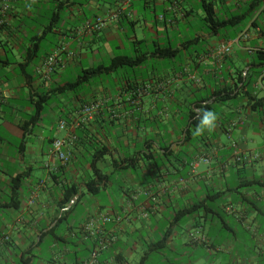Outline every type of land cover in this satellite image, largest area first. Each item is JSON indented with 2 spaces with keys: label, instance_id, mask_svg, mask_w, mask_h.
<instances>
[{
  "label": "crops",
  "instance_id": "obj_1",
  "mask_svg": "<svg viewBox=\"0 0 264 264\" xmlns=\"http://www.w3.org/2000/svg\"><path fill=\"white\" fill-rule=\"evenodd\" d=\"M252 1L214 0L233 13H242ZM4 5L9 10L0 27V264H88L95 241L83 227L100 214L121 222L102 227L105 237L117 241L100 253L97 264H198L199 259L264 264V108L252 112L237 89L208 139L185 142L178 128L190 100L234 89L232 77L238 71L258 75L252 97L264 99V56L261 66L255 60L257 51L264 52V4L228 39H221L223 31L211 35L202 27L189 38L194 18L202 16L197 0H0ZM56 11L61 22L42 41L41 57L21 69L26 49ZM114 14L118 20L100 32L85 31L87 23ZM243 32L247 38L234 43L228 57L216 60L215 50ZM195 38L199 41L190 44ZM168 43L181 50L176 59L154 55ZM199 44L204 48L197 50ZM57 48L65 51L46 81L40 70ZM127 51L147 55L132 75L124 76L121 69L94 78L80 92L55 96L49 105L55 118L51 135L38 131L39 122L23 140L21 125L39 94L74 81L84 69L128 56L123 55ZM95 101H104V109L87 130L110 147L111 155L98 165L110 182L90 198L83 185L92 175L88 153L76 151L69 169L61 170L51 147L54 139L72 133L82 107ZM57 110H63L58 120ZM62 121L68 124L66 131L58 128ZM167 146V153L160 149ZM115 176L122 182L113 196ZM17 177L22 181L14 191ZM69 181L81 184V202L86 197L92 203L83 214L78 204L70 223L76 229L62 236L69 242L64 246L57 241L61 236L49 232L57 222L61 188ZM211 194L220 196L210 199ZM201 203L208 212L201 209L175 222L179 211ZM162 241L164 247L155 250Z\"/></svg>",
  "mask_w": 264,
  "mask_h": 264
},
{
  "label": "trees",
  "instance_id": "obj_2",
  "mask_svg": "<svg viewBox=\"0 0 264 264\" xmlns=\"http://www.w3.org/2000/svg\"><path fill=\"white\" fill-rule=\"evenodd\" d=\"M197 1L198 10L202 12V16L200 18L202 27L207 29L211 35H219L220 32L223 31V37H225V39H228V35H230L231 33H235L237 30H240L243 26L247 25L250 19H252V17L260 10L262 5L264 4V0H253L251 3L247 4L246 9L242 13H233L227 12L226 8H224L222 4H217L216 2H214V0ZM60 22V13H57L56 11L52 15L50 23L47 25L43 34L41 36H36L34 38L36 40H33L30 47L26 49V64H24L21 69H27L30 64H33V62L37 58L41 57L43 48L42 41L45 40L49 33L53 30L54 24H58ZM254 24L255 23L253 22V25ZM230 37L232 38L233 36L231 35ZM198 41L199 39L195 38L194 40L190 41V44H194ZM180 51L181 50L177 49L176 46L168 43L167 46L163 48H156V50L154 51V55H157L158 58L162 59H176ZM146 56V54L141 56H115L107 66L99 65L97 67L84 69L74 81L65 82L63 84L57 85V88L49 89L48 91L39 94L38 98L32 102L33 112L30 115V118L28 119L26 124L21 125V129L24 131L23 140L26 138L28 129L30 127L36 126L41 121L46 107L50 105L51 100H53L55 96L58 97L69 93L80 92L96 77L113 74L127 67L133 69L136 66L141 65L142 57L143 59H145ZM263 56L264 52H256L255 60L259 62L258 66L262 65L261 61L263 59ZM253 65L256 66V64ZM256 78H258V75H255L254 73L252 74V72H247L244 75V72L238 71L235 73V76L233 75L232 77L235 87L234 89L225 87L215 90L213 93H209L201 98L196 97L190 100L186 110L187 116L183 118L182 124L178 125L181 138H184L185 142H197L201 138H204L205 132L209 133L210 131L205 130L201 135L193 134L194 130L199 125V118L202 116V112L200 111V109L204 108L205 110L213 111L216 114V120L220 119L223 116V112L221 109L223 107H226L228 103L233 100L231 95L234 94L235 90L237 89L244 92V97L247 98L248 101L247 107L252 112H257L258 110L264 108V99L257 98L255 96L252 97L253 85L255 84ZM234 97H238V94ZM213 99L214 101L211 103ZM100 114H102V111L97 114L91 122L87 124H81L71 133V135H74L77 139L72 149L73 157L76 154V151H79L80 149L87 152L89 156L87 164L92 172V175L83 185L87 189V193L91 196H97L104 184L110 182V177L103 174V172L98 167V165L102 161H104L108 156L111 155L110 147L107 144H104L100 139L88 135L89 131L87 130L88 125H90L91 123L94 124ZM228 120L229 118H227L226 121ZM225 124L226 123L223 122L222 127H224ZM191 147L195 150L197 149L194 143H191ZM160 149L162 151H166V153L170 151L169 146ZM73 157L71 163L73 161ZM69 166L62 167L61 170H67L69 169ZM127 167H129V165ZM21 181V177H17L14 179V191L20 188ZM80 187L81 184L71 183L70 181L69 183H66L62 186L60 199L57 203V222L49 232L50 234L55 235L56 233L57 236H61V238L57 237V241H62L64 246L68 245L69 242H67L64 237L62 238V236H64L67 232L76 229L74 226H71L70 223L73 221L72 215L76 214V208L78 204H80L81 198L84 196L83 192L80 194ZM219 196L220 194H211L209 198L215 199L219 198ZM76 197L77 199L75 200ZM73 201L74 203L71 204ZM201 209H203L204 212L209 211L205 206V203H201L189 209L179 211L176 214L175 222H177L180 218L186 217L188 215H194ZM94 245L95 242L91 247H94ZM162 247H164V241L156 245L155 250H158ZM23 263L30 264V260H24Z\"/></svg>",
  "mask_w": 264,
  "mask_h": 264
},
{
  "label": "built area",
  "instance_id": "obj_3",
  "mask_svg": "<svg viewBox=\"0 0 264 264\" xmlns=\"http://www.w3.org/2000/svg\"><path fill=\"white\" fill-rule=\"evenodd\" d=\"M9 10L8 5H4L0 7V27L5 24L6 11ZM119 15L114 14L107 18L97 19L93 23H87L84 27L86 32L94 33L100 32L103 30L109 22H113L118 20ZM161 20H164V16H161ZM247 38V34L245 32L241 33L235 42H225L222 43L214 52V57L216 60L220 61L224 58L228 57L232 53V46L234 43H239L242 40ZM65 51V48H57L52 53H50L44 61V64L40 70V74L46 81H50L52 74L55 71V68L59 62V57L62 52ZM4 96L3 90L0 87V102L2 101ZM104 101H95L84 105L78 114V118L76 124L72 125V128L75 129L79 127L81 124H87L91 122L97 114H99L104 109ZM1 107V103H0ZM60 131H66L68 129V124L64 121L59 123L58 126ZM76 137L68 135L67 138H57L53 141L51 147V154L54 158H56L62 167H67L70 165L72 160V149L76 141ZM201 161L207 162L208 160L205 158H201ZM34 200L30 201V204L33 205ZM74 201L71 203L73 204ZM65 211V210H63ZM114 221L121 222V218L113 219L111 216L107 215H96L89 218L86 224L83 227V233L85 236L89 238H93L95 241L94 247L91 248V254L88 260V264H97L98 257L100 253L106 250L108 247L112 246L116 241V236L105 237L102 233V227L106 224L112 223Z\"/></svg>",
  "mask_w": 264,
  "mask_h": 264
},
{
  "label": "rangeland",
  "instance_id": "obj_4",
  "mask_svg": "<svg viewBox=\"0 0 264 264\" xmlns=\"http://www.w3.org/2000/svg\"><path fill=\"white\" fill-rule=\"evenodd\" d=\"M197 14H201V11H197ZM195 19V21H194V23H193V25H192V29H193V33L192 34H190L189 35V38L191 37V38H194V36H195V33L197 32V31H199V30H202L201 29V27H202V23H201V21L199 20V18H194ZM203 28V27H202ZM221 37V39H223V35H221L220 36ZM175 40H176V38H175ZM174 40V41H175ZM204 46L205 45H203V44H199V45H195L194 47H196V49L197 50H200V49H202V48H204ZM193 52V51H192ZM128 51L127 52H125L123 55H128ZM128 56H130V55H128ZM153 64H148V67L149 68H151V66H152ZM122 74L125 76L126 74H128V75H132V69L131 68H124V69H122ZM87 88V86H85V89ZM186 110H187V108H186ZM218 110H220V109H218ZM61 111H63V110H57V120L59 119V114L58 113H60ZM53 114H54V110H51L50 109V107L48 106L46 109H45V111H44V114H43V117H42V120L40 121V124H41V126L42 127H40V130H38L39 132H43L44 134H45V136L46 137H48V136H50L51 135V124H52V122L54 121L53 119H55L54 117H53ZM65 119H66V117H65ZM53 120V121H52ZM48 129V130H47ZM208 132L206 133L205 132V134H204V138H201L200 140H199V142L200 141H203V140H205L206 138L208 139L209 138V136H208ZM198 142V141H197ZM198 142V143H199ZM197 147V146H196ZM116 177V180H114V182L116 183V186H115V188H114V190H113V192L115 193L113 196H116L117 194H118V192H119V190H118V188H119V183H121L122 182V180H120L119 178H118V176H115ZM115 177H114V179H115ZM119 177H120V175H119ZM91 196V195H90ZM103 195H101V197H102ZM89 197V196H88ZM90 198H93V196L92 197H90ZM90 203H92V201H91V199H89V198H83L82 199V202L80 203V205L78 206V209H77V211L80 213V214H83V213H85V210L86 211H90ZM47 245H50V243L48 242L47 243ZM44 249H46V248H44ZM43 256H44V258L46 259V258H48V255H47V250L45 251L44 250V253H43ZM199 263L198 264H213L212 262H213V260L210 262V260L209 261H203L202 259H199Z\"/></svg>",
  "mask_w": 264,
  "mask_h": 264
},
{
  "label": "clouds",
  "instance_id": "obj_5",
  "mask_svg": "<svg viewBox=\"0 0 264 264\" xmlns=\"http://www.w3.org/2000/svg\"><path fill=\"white\" fill-rule=\"evenodd\" d=\"M32 2L35 3V0H32ZM200 111L202 116L199 118V125L194 130V135H201L205 130L211 131L215 127L216 114L204 108H201Z\"/></svg>",
  "mask_w": 264,
  "mask_h": 264
}]
</instances>
